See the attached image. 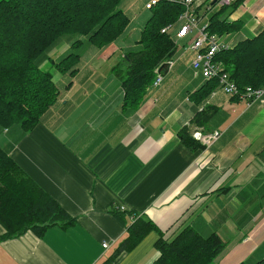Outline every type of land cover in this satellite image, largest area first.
<instances>
[{"label": "crops", "instance_id": "1", "mask_svg": "<svg viewBox=\"0 0 264 264\" xmlns=\"http://www.w3.org/2000/svg\"><path fill=\"white\" fill-rule=\"evenodd\" d=\"M210 2L198 0L202 22ZM226 15L236 30L221 40L232 46L264 28V0H243ZM128 33L102 48L88 41L94 48H85L84 40L77 72L57 71L68 76L60 86L52 73L59 95L39 122L29 131L0 128V146L73 218L41 235L0 240V264H151L159 236L187 226L225 243L213 264L264 257V109L220 88L193 102L190 95L206 79L191 67L195 52L183 47L191 34L178 39L161 83L148 86L137 107H124L113 72L132 50ZM60 41L41 59L42 69L72 49L71 41ZM201 110L208 112L202 123L195 120ZM182 129L196 147L182 141ZM216 129L221 134L207 147L192 135ZM137 218L153 226L129 246L127 228Z\"/></svg>", "mask_w": 264, "mask_h": 264}, {"label": "trees", "instance_id": "2", "mask_svg": "<svg viewBox=\"0 0 264 264\" xmlns=\"http://www.w3.org/2000/svg\"><path fill=\"white\" fill-rule=\"evenodd\" d=\"M121 1L0 0V128L19 125L29 131L57 100L59 90L52 72L42 69L40 61L63 35H77L71 42L75 51L73 48L81 45L83 39L102 48L123 34L129 20L119 9ZM242 1L207 11L205 32L221 37L235 32L236 21H228L226 14ZM201 5L195 7V12ZM148 10L149 18L137 42L139 48L125 53V72L121 73L123 69L115 72L124 90V107L134 108L142 102L155 69L165 64L177 47L174 30L162 33L161 29L178 23L183 4L164 0ZM73 51L53 62V69L74 75L79 55ZM213 60L221 63L240 92L247 86H264V28L251 38L221 48ZM216 88H219L218 80L208 79L190 97L194 103L201 104ZM207 113L197 112L195 120L204 122ZM179 136L186 144L196 147L185 129ZM113 214L121 218L119 212ZM72 221L0 146V224L4 230L0 240L27 231L41 235L51 225L64 226ZM152 226L149 220L137 218L128 225L124 243L132 245ZM154 246L158 255L151 264H213L225 243L215 233L204 237L187 226L173 237L159 236ZM254 264H264V257Z\"/></svg>", "mask_w": 264, "mask_h": 264}, {"label": "built area", "instance_id": "3", "mask_svg": "<svg viewBox=\"0 0 264 264\" xmlns=\"http://www.w3.org/2000/svg\"><path fill=\"white\" fill-rule=\"evenodd\" d=\"M164 0H147L144 3L145 9H150L152 6ZM172 2H179L183 4L184 11L178 17V23L174 25H168L161 29L162 33L168 32L171 28L174 30V42L178 44V39H184L195 30L197 33L192 35V39L184 44L183 47L186 49H191L195 52L194 57L191 60V67L195 72H200L204 79L208 80L211 78H216L218 80L219 88L230 96H237L239 99H244L246 105L253 103H258L264 109V86L252 87L247 86L244 91H239L234 82L229 78L228 73L223 69L221 63L213 60V56L223 47H228L221 40V36L215 34H208L205 32V27L207 25V16L204 15V22L199 27V22H202L203 17L195 12V7H197L196 0H166ZM235 0H216L214 5L230 6ZM213 6V5H212ZM211 5H207L205 12L209 11ZM167 69L173 64V60L167 59L165 61ZM163 78V72L159 69H155V76L152 81L151 86H158ZM221 134L220 130H212L210 132L202 133L199 130L193 132V137L201 142L204 147L209 146L214 142ZM103 247L108 246L107 242H103Z\"/></svg>", "mask_w": 264, "mask_h": 264}, {"label": "rangeland", "instance_id": "4", "mask_svg": "<svg viewBox=\"0 0 264 264\" xmlns=\"http://www.w3.org/2000/svg\"><path fill=\"white\" fill-rule=\"evenodd\" d=\"M144 2H145V0H122L120 2V4H119V9L122 10L125 13V15L127 16L128 20H129V22H128L127 26H126V29H125L129 33H128V35H126V38L122 37L121 40H123L125 38L124 42L128 43V45L131 46L130 48L132 50H136V49L139 48V45H138L137 42H138L139 37H140V32H141L144 24L148 20L149 15H150V13H149L150 11L143 7ZM209 2H210V0H209ZM196 3H198V0H196ZM215 8L217 9L216 6L212 7L213 10ZM202 23L203 22H199L198 26L200 27L202 25ZM172 31H173V29L171 28L169 30V32H172ZM196 33H197V31L195 30L193 33H191L190 37L192 35H195ZM77 38H78L77 35H72V34L67 35L66 34V35H63V37L60 38V40H61L60 42L61 43L64 42V41H67V42L71 41L72 42L73 40H75ZM84 40L85 39H83V41ZM87 46H90V48H94L91 44H89L88 42L84 41V47L86 48ZM178 46H180V44ZM74 50L75 51H73L71 49L69 52L73 51V52H76V53H79V54L85 53V52H82L84 50V48L81 49L80 47H77ZM69 52H67V53H69ZM61 55L64 56L65 54H61ZM61 55L60 56H54V57H55V59H59V57H62ZM48 56H50L49 53H48ZM118 61L119 60H117V62ZM124 68H125V66H122V63H120V61H119V66H118V63H117V68L115 69V72L118 69H123L122 71L121 70L120 71H121V73H124L125 72ZM44 69H48L50 72L55 73V76H54L55 77V82L59 86L62 85V83H63V82H61L62 78H68L67 75H63L62 73L59 74V72L56 73L57 71H55L53 68H51L49 63L46 64ZM65 74H67V73H65ZM113 75L115 76L116 74L113 72Z\"/></svg>", "mask_w": 264, "mask_h": 264}, {"label": "water", "instance_id": "5", "mask_svg": "<svg viewBox=\"0 0 264 264\" xmlns=\"http://www.w3.org/2000/svg\"><path fill=\"white\" fill-rule=\"evenodd\" d=\"M216 3V0H211L210 2V5H214ZM167 70V66L166 64H162L160 67H159V71H162L163 73Z\"/></svg>", "mask_w": 264, "mask_h": 264}]
</instances>
